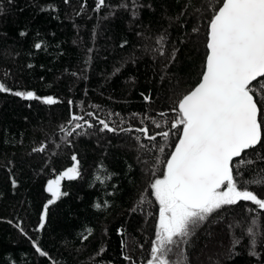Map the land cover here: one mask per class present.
Instances as JSON below:
<instances>
[{"label":"trees","instance_id":"obj_1","mask_svg":"<svg viewBox=\"0 0 264 264\" xmlns=\"http://www.w3.org/2000/svg\"><path fill=\"white\" fill-rule=\"evenodd\" d=\"M81 2L0 0L5 9L0 16V81L13 91L58 100L46 105L0 93V264H129L124 255L146 264L149 258L159 209L149 185L163 172L157 159H166L178 140V130L169 128L175 119L172 109L199 79L207 53L208 21L219 0H141L152 7L141 9L137 20L117 7L121 0H107L111 8L100 12L93 10L95 0H83L85 7L77 15ZM20 31L27 35L21 37ZM165 32V52L177 50L166 73L162 72L166 58L156 51L160 48L156 41ZM36 43L41 49L34 47ZM144 96H150V102ZM87 112L109 120L113 127L147 126L151 135L169 131V137L149 141L135 131H100L102 125ZM73 114L84 115L95 126L66 137L60 128L71 127ZM152 120L161 122V128ZM42 144L43 153L33 152ZM73 154L80 162V177L61 182L68 195L49 206L45 228L37 232L43 206L50 199L47 182L73 165ZM246 158L254 161L251 168H264V161L256 160L252 150ZM253 190L264 192V188ZM141 195L150 202L131 212ZM105 201L106 209L95 207ZM245 206L251 205L240 202L225 208L196 228L188 244L182 245L187 264H264V243L257 248L261 256L257 260L248 255L243 230L229 229L230 223L251 226ZM258 227L264 230V214ZM88 229L92 235L82 244ZM117 229L125 235H118ZM234 235L242 242L232 255ZM32 241L48 256L41 257ZM101 247L106 251L95 256ZM176 256L174 252L170 259Z\"/></svg>","mask_w":264,"mask_h":264},{"label":"snow or ice","instance_id":"obj_2","mask_svg":"<svg viewBox=\"0 0 264 264\" xmlns=\"http://www.w3.org/2000/svg\"><path fill=\"white\" fill-rule=\"evenodd\" d=\"M8 2L11 4L14 0ZM63 3L68 5L70 0H63ZM84 7L82 0L80 10L76 14L79 15ZM117 7L127 11L133 20H137L140 10L151 8L152 5L142 3L141 0H121ZM213 7L214 14L208 21L207 53L199 79L190 91L178 99L172 109L175 119L169 128L178 130V140L166 159H157L156 164L163 165V172L149 185L159 209L146 264H187L182 245L188 244L191 236L195 234V229L202 226L214 213L236 206L240 202L254 206L243 208L244 212L251 216V226L230 223V232L240 227L249 241L248 255L257 260L261 259L257 248L264 243V230L258 227V221L260 215L264 214V192L258 193L253 189L264 188V168H251L254 161L246 156L249 150H252L256 160L264 161V0H219V5ZM106 8H111L107 0H95L94 11L100 12ZM43 10L45 9L42 8L41 11ZM49 11L58 9L50 8ZM4 13L5 9L0 6V16ZM194 31L198 32L199 29ZM19 35L26 36L27 32L20 31ZM166 38L165 32L156 41L160 45L156 51L166 58L162 65L164 73L175 62L177 51L173 49L169 53L165 52ZM126 44L125 40L120 46L124 47ZM34 47L41 49V44L36 43ZM161 79H164V75H161ZM0 93H10L28 101L42 100L46 105L58 103V100L51 96L42 98L32 91H13L2 81ZM144 99L150 102L151 98L144 96ZM71 103L72 101H69V104ZM112 115L109 113V116ZM160 115L163 117L165 113L161 112ZM86 116L92 117L102 125L100 131H135L149 141H156L157 136L164 140L169 137V131L151 135L147 126L135 129L121 128L119 125L113 127L109 120L101 119L92 112H87ZM148 119L147 116L144 117V120ZM68 123L70 128H60L66 137H71L77 129L95 126L86 120L84 115L73 114ZM152 124L158 129L162 126L161 122L155 120H152ZM136 139L139 143L140 137ZM140 147L144 145L141 144ZM45 150L42 144L34 148L33 152L43 153ZM158 150L160 153L165 151L163 146ZM71 159L74 162L72 166L47 182L50 199L43 206L35 229L37 232L45 228L49 206L68 195L66 191H61V182L73 181L80 177L77 155L73 154ZM100 167L107 173L103 165ZM244 170L249 171L247 177L244 176ZM98 182L103 181L98 178ZM11 183L12 187H16L14 179ZM149 202L141 195L131 212H136ZM108 206L107 201L95 205L98 210ZM17 227L27 236L19 224ZM117 234L121 237L125 235L122 229H117ZM91 235L92 230H86V233L82 234L81 243ZM241 242V237L233 236L230 254H236L235 249ZM32 244L41 257L48 256L37 241H32ZM121 246L125 247L123 239ZM105 251L106 248L101 247L95 256H101ZM174 252L177 253L176 259H170ZM123 259L129 264H136L129 255H124Z\"/></svg>","mask_w":264,"mask_h":264},{"label":"rangeland","instance_id":"obj_3","mask_svg":"<svg viewBox=\"0 0 264 264\" xmlns=\"http://www.w3.org/2000/svg\"><path fill=\"white\" fill-rule=\"evenodd\" d=\"M57 178V177H56ZM55 179V178H54ZM61 191H62V187H61Z\"/></svg>","mask_w":264,"mask_h":264},{"label":"water","instance_id":"obj_4","mask_svg":"<svg viewBox=\"0 0 264 264\" xmlns=\"http://www.w3.org/2000/svg\"><path fill=\"white\" fill-rule=\"evenodd\" d=\"M255 83V82H254Z\"/></svg>","mask_w":264,"mask_h":264}]
</instances>
